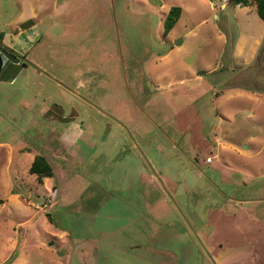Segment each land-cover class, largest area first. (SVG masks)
Segmentation results:
<instances>
[{"label":"rangeland","instance_id":"374dc122","mask_svg":"<svg viewBox=\"0 0 264 264\" xmlns=\"http://www.w3.org/2000/svg\"><path fill=\"white\" fill-rule=\"evenodd\" d=\"M17 1L0 3L15 53L0 48V264H85L87 254H99L93 264H264V46L248 58L264 31L256 5L44 0L47 16L21 36ZM172 6L182 13L165 35ZM216 67L223 84L258 95L217 109ZM192 69L202 93L173 97L171 77L201 84ZM228 109L233 123L220 118ZM37 154L55 169L44 184L30 172Z\"/></svg>","mask_w":264,"mask_h":264},{"label":"crops","instance_id":"0c3cea01","mask_svg":"<svg viewBox=\"0 0 264 264\" xmlns=\"http://www.w3.org/2000/svg\"><path fill=\"white\" fill-rule=\"evenodd\" d=\"M5 2L10 3V2H13V0H0L1 4L5 3ZM43 2H44V0H18L17 1V3L19 4L18 11L16 12L17 14H15V16H17L16 17L17 19H16L15 23H17L16 25H18L17 26V35L26 36L28 33H30V30H32V29L33 30L34 29L37 30L39 28V26H40L39 25L40 18L43 17V16H47V14L42 12V3ZM53 4H54V6H57L56 5L57 4V0H54ZM210 5H211V7L213 9H215L216 6L214 5V3H211ZM227 5H228L227 3H222L221 7L222 8H226ZM236 6H240V5H236ZM241 7H249V5L241 6ZM8 25H9V23H8ZM54 25H55V23H54ZM215 31L218 34L219 38L222 40L221 42L223 44V49H224L223 51L226 52L227 42H228V35L225 34L223 31H221L217 26H216ZM0 35H1L0 37H2L0 40L4 41L5 45L8 46L10 49H12L11 48L12 47L11 44L6 43L7 42L5 40L6 34L2 32ZM237 42H238V39H236V42L234 43V47L232 49V52H233V54L235 56L237 54V45H236ZM243 42H244V40L241 41V44ZM263 46H264V31L261 30L260 32L256 33L255 37L253 38V44H252L250 55H249L248 58H250V56H251V58L254 60V62L257 61L258 60V56H259L260 51L263 48ZM172 49H174V47ZM240 52H241V50H240ZM240 52H239V54H240ZM166 56H168V55H166ZM189 69L187 67H185L184 71H190ZM192 71H193L192 73H194V74H193V77H191L192 79H189V80H192V82H195V83H197V82L199 83L203 79L205 80V78H203V75L199 73L201 71H195L193 69H192ZM217 71L218 70H217V67H216V68L210 69L209 73H208L210 75V77H212V75H214L215 78L212 77L213 81L214 82L216 81L219 86L223 87V91H221V93L218 92V91L217 92H215V91L213 92V95L215 97H217V109H222L223 110V108L226 109L225 108L226 105H227V107L230 106V102L227 103V102H224V101H227V100L228 101H232L233 99H237L238 97L246 96V95H249V96L258 95L256 93V91L246 89V87H244L243 83L223 84L222 81H220L221 77H223L222 73H219ZM173 82H174V78L171 77L169 79V81H168V87H169L168 90L171 92L173 97L174 96H182V95H187V96H189V95L190 96L191 95H200L202 93L201 90L203 88V85H202L203 82H201V84L197 88H194V89H191V90H189V88H188L189 86H184V85L178 86L180 88H177V85H175ZM128 105L135 112V110H134L135 108L132 107L133 104H131V103L129 104L128 103ZM189 105H192V104H189ZM194 108H195V110L198 109V111L201 113V111L199 110L200 108H199L198 105H195ZM228 111L230 113L229 109H228ZM220 118H223V119L227 120L229 123H233L235 121L234 115H232L231 113L227 114V112H225L223 114L220 113ZM224 137L226 138V135ZM217 145H218V147L219 146L223 147V144H221L220 141H217ZM208 157H210V156H207V158ZM207 158H206V163L212 164L214 162L213 158H212V160L210 162L207 161ZM33 160H34V158H33ZM145 175L142 178L143 182H144V178L145 179L148 178V176H145ZM149 175H150V179H152L153 178L152 173L149 174ZM54 176L53 177H45L43 182L47 183V181L51 180V178H54ZM65 178H67V177H65ZM44 183H42V184H44ZM54 183H56V182H53L52 186H54L53 185ZM55 187H56V190H57V193H58V190H59L58 189V185L55 186ZM48 189H50V188H48ZM98 255H97V257H98ZM100 255H101L100 258H102L103 262L107 260L105 258V256H102V254H100ZM62 257H63V255H62ZM97 257H96V254H87V256L85 257L84 262H85V264H93V262H95L97 260Z\"/></svg>","mask_w":264,"mask_h":264},{"label":"trees","instance_id":"16d2710c","mask_svg":"<svg viewBox=\"0 0 264 264\" xmlns=\"http://www.w3.org/2000/svg\"><path fill=\"white\" fill-rule=\"evenodd\" d=\"M233 5L247 6V5H256L257 12L264 20V0H231ZM182 13V7L180 6H172L166 16L164 21L165 24V35L168 34L175 24L178 22ZM2 38V37H0ZM0 48L5 49L10 52L12 55L15 53L5 44L1 43L0 40ZM30 172L35 173L37 175V180L40 183H43L45 177H53L55 175L54 165H52L51 161L43 154H37L34 157V160L30 166Z\"/></svg>","mask_w":264,"mask_h":264},{"label":"built area","instance_id":"2783aa9c","mask_svg":"<svg viewBox=\"0 0 264 264\" xmlns=\"http://www.w3.org/2000/svg\"><path fill=\"white\" fill-rule=\"evenodd\" d=\"M212 160V157H208L207 161L210 162Z\"/></svg>","mask_w":264,"mask_h":264}]
</instances>
